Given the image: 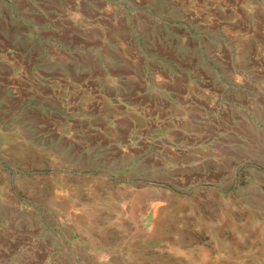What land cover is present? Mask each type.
I'll return each mask as SVG.
<instances>
[{
	"label": "rangeland",
	"instance_id": "374dc122",
	"mask_svg": "<svg viewBox=\"0 0 264 264\" xmlns=\"http://www.w3.org/2000/svg\"><path fill=\"white\" fill-rule=\"evenodd\" d=\"M16 1L0 264H264V0Z\"/></svg>",
	"mask_w": 264,
	"mask_h": 264
},
{
	"label": "crops",
	"instance_id": "0c3cea01",
	"mask_svg": "<svg viewBox=\"0 0 264 264\" xmlns=\"http://www.w3.org/2000/svg\"><path fill=\"white\" fill-rule=\"evenodd\" d=\"M27 1V5L30 4V2L32 3V8H35V11L33 10V13L34 15L36 14L37 17L39 19H46L47 20L49 19V17H52V16H55V15H60V17L62 18H66V15H67V12L68 13H71V10L75 13V14H79V18L81 17V15H85V9L84 8H81V1L79 0H76L74 2V0H67L69 3L64 6V1L62 0H55L56 2L58 1H62V5L56 3L55 6H52V7H47L44 2H42L41 0H26ZM38 3L39 6H37L35 3ZM0 5L2 6H8L10 5L11 7L14 6L15 7V11H16V14L17 15H23V21L26 22V20H28L29 22H26V26H31V22H34V17L31 18L32 14L31 13H27V14H24V12L21 11V9L23 8V6L18 3L16 0H0ZM80 5V6H79ZM93 10H98V7H93L92 8ZM32 10V9H31ZM2 12H0L1 14ZM15 19V15H12ZM5 19L0 15V22L4 21ZM21 26L24 27V23L21 21ZM37 29H46V23H42L41 21L38 22L37 24ZM68 25H64L61 27L60 31L58 32V34L55 36L57 38V42L58 44H64V45H67L69 46L68 48L72 49L73 46L74 47H80V48H85V45H86V35H82V34H79L78 36H76V39L75 41L71 39V34L69 36L68 32H67V27ZM8 29V28H7ZM28 33L26 31V29H22L18 34H16V37L19 38V39H22L24 38L25 36H27ZM0 48H2V51L5 50L6 48V34L2 32V30L0 29ZM61 49V48H60ZM14 53L18 54V55H29L32 53V49L31 48H25V49H22V48H16ZM135 98V97H134ZM114 100V99H112ZM114 102H116L114 100ZM118 106V105H117Z\"/></svg>",
	"mask_w": 264,
	"mask_h": 264
}]
</instances>
